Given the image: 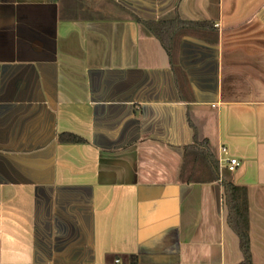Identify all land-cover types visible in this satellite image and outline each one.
Returning a JSON list of instances; mask_svg holds the SVG:
<instances>
[{
	"label": "crops",
	"instance_id": "crops-1",
	"mask_svg": "<svg viewBox=\"0 0 264 264\" xmlns=\"http://www.w3.org/2000/svg\"><path fill=\"white\" fill-rule=\"evenodd\" d=\"M175 17L218 34L180 43L193 100L135 21ZM0 264H264V0H0Z\"/></svg>",
	"mask_w": 264,
	"mask_h": 264
},
{
	"label": "trees",
	"instance_id": "trees-1",
	"mask_svg": "<svg viewBox=\"0 0 264 264\" xmlns=\"http://www.w3.org/2000/svg\"><path fill=\"white\" fill-rule=\"evenodd\" d=\"M135 21L154 37L166 52L171 62L174 82L179 97L182 100H193V95L185 73L176 67V57L180 43L184 38H192L208 45H216L218 34L212 23L186 22L178 18L171 21L148 22L135 18ZM59 142L63 144H79L83 141L72 134H61ZM223 195L228 209V223L236 232L239 248L244 262L250 261L248 216L246 195L243 188L234 186L228 181L223 183Z\"/></svg>",
	"mask_w": 264,
	"mask_h": 264
},
{
	"label": "built area",
	"instance_id": "built-area-1",
	"mask_svg": "<svg viewBox=\"0 0 264 264\" xmlns=\"http://www.w3.org/2000/svg\"><path fill=\"white\" fill-rule=\"evenodd\" d=\"M222 152H225V150L222 149ZM237 167H239V162L236 159H230V160L227 161L226 170L229 173L234 172Z\"/></svg>",
	"mask_w": 264,
	"mask_h": 264
},
{
	"label": "water",
	"instance_id": "water-1",
	"mask_svg": "<svg viewBox=\"0 0 264 264\" xmlns=\"http://www.w3.org/2000/svg\"><path fill=\"white\" fill-rule=\"evenodd\" d=\"M185 42H186L185 40H184V41H182V47H184V45H185Z\"/></svg>",
	"mask_w": 264,
	"mask_h": 264
},
{
	"label": "rangeland",
	"instance_id": "rangeland-1",
	"mask_svg": "<svg viewBox=\"0 0 264 264\" xmlns=\"http://www.w3.org/2000/svg\"><path fill=\"white\" fill-rule=\"evenodd\" d=\"M147 33V32H146ZM158 45V44H157ZM169 58V57H168ZM176 61H177V59H176ZM176 63V62H175Z\"/></svg>",
	"mask_w": 264,
	"mask_h": 264
}]
</instances>
